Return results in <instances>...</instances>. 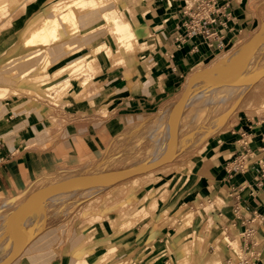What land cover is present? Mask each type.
<instances>
[{
  "label": "crops",
  "instance_id": "crops-1",
  "mask_svg": "<svg viewBox=\"0 0 264 264\" xmlns=\"http://www.w3.org/2000/svg\"><path fill=\"white\" fill-rule=\"evenodd\" d=\"M36 1L0 0V10H9L0 25L12 21L22 6L32 16L20 35L21 47H14L16 42H9L7 35L0 36V88L16 91L0 98V199L29 193L31 185L55 166H77L97 159L107 138L147 122L182 94L185 81L198 68L233 48L263 19L258 12L262 6H256L261 0H202L210 13L200 11L196 0H119L113 4L103 0L121 16L132 36L119 42L105 22L97 26L98 17L79 23L77 33L51 42L52 66L67 64L57 72L66 69L70 76L78 63L84 68L87 61L92 67L91 78L86 74L79 83L73 81L68 92L51 97L58 100L67 92L54 103L18 84V75L28 63L15 64L16 75L9 74L12 67H7L8 60L29 55L21 48L36 24L34 15L47 14L43 20L57 15L48 11V4ZM23 16L13 22L17 24ZM102 25L107 33L99 29ZM105 41L110 48H105ZM35 49L31 54L42 48ZM236 104L219 129L207 136V151L215 162L207 168L204 164L192 168L194 176L187 187L169 183L165 189L169 194L163 196L156 192L162 183L152 193L144 186L128 191L127 185L119 184L85 205L95 201L94 210L82 212L80 207L73 214L67 212L62 225L35 233L9 263L101 264L99 256L113 251L102 264H229L233 250L228 244L236 238L237 251L258 253L264 264V186L256 185L259 166L264 164V111H258L264 108V78L248 88ZM245 149L250 153L248 170L229 172L231 162ZM218 200L221 204L216 206ZM202 201L214 206L209 217L224 229V240H229L226 252L220 247L216 250L218 227L192 229L193 238L185 247L181 240L166 243L164 222L176 216L180 204L197 210L195 203L202 206ZM139 204L142 213L140 207L129 210ZM247 231L252 232L248 237Z\"/></svg>",
  "mask_w": 264,
  "mask_h": 264
},
{
  "label": "rangeland",
  "instance_id": "rangeland-1",
  "mask_svg": "<svg viewBox=\"0 0 264 264\" xmlns=\"http://www.w3.org/2000/svg\"><path fill=\"white\" fill-rule=\"evenodd\" d=\"M53 1L54 0H37L36 2L37 3L42 2L44 4H48L49 5L48 11H49L51 2ZM110 1L112 2V4L114 1L119 2V0H110ZM107 3L104 9L101 10L100 12L111 10V6H107ZM256 6H262L258 12L263 17L262 19L263 22L261 21L260 24H258V26H256L255 29L252 30V32L247 37L242 38L238 43L234 45L233 48L216 55L215 58L203 64L194 73L211 69L215 66V64L219 62H223V61L230 62V57H233V55L236 54L239 58L246 57L242 59L244 63L243 61H241V59L236 61L237 63L236 62L227 63V65H225L226 69L222 70L221 78L224 79V77L226 78L230 77L231 74H232L231 78H233L235 76L233 75V72H235L234 74H236L237 72L235 76L237 79L235 84L245 82L248 83L246 84L248 88H250L254 83L260 82V80L264 78V42L263 44L261 42L259 46L256 44L257 36L264 29L263 26V28L260 30L261 26L264 24V0H261V4L259 3ZM8 13L9 10H7L6 8L0 10V19L4 18ZM56 13L58 14V12H53V14ZM119 13L123 15L122 12L119 11ZM21 15L24 16L17 22V24H15L16 22L13 21L17 18H20ZM21 15L15 17L11 21L12 23L6 24L4 27L0 28V36L7 35L10 40L9 42L15 41L16 43L15 44L13 43L14 47H16L17 45L21 47L22 38H20V35L23 29L25 28L26 24L28 23L29 19L32 17L30 12L28 11H26ZM46 16L47 14L42 12H40L39 15L37 14L34 15L33 22L36 23L37 25L35 24L32 28L41 25L43 18H45ZM98 17L100 21L101 19L100 15L95 16L93 19ZM119 18H121L120 15ZM100 22H104V21H100ZM99 29H103V30L105 29L107 33V29L105 26L102 25L101 28ZM110 29L112 30L111 27ZM134 34L135 33H133V35ZM130 36H132V33ZM130 36L128 37L129 39ZM107 40L108 42H110L112 39L111 37H108ZM127 40H124L123 42H126ZM108 42H106L107 44H105L106 49L110 48ZM111 42H113V40ZM114 49H116V47H114ZM34 51H37V49L25 51V52L27 54H31ZM107 51L108 50H106L105 52ZM45 52H47L46 47L41 49V54L39 56V59L35 60V62H33L32 65L29 64L27 69L24 71L25 73L22 74L27 76H25L22 80L20 79V81H18V84H21L22 86L27 85L29 88L33 89L37 95L46 97L50 99L52 102L57 103L66 96L68 90L71 88L73 81H77L79 83L80 78L83 80L84 77H82L80 72H73L70 76H67L69 72L67 73L68 70L66 71V69H62L61 71L57 72V70H59L60 68L64 67L67 64L65 65L61 64L62 66L59 65V67L52 66V62L50 60V53L48 54ZM102 53H104V51ZM39 62L42 63L41 67H39L40 66ZM230 64L234 66L235 70L233 69V66L230 67ZM242 66L245 67L243 68ZM237 67H239L238 69H243L242 72L238 73L241 70L236 71ZM12 69L9 70L10 72L9 74L14 73L13 75H16V73H18V69L15 68L16 71L15 69L14 71ZM244 69H246V72ZM72 71H74V69L71 70V72ZM56 73H61L62 77L60 78V80L64 78L68 79L65 85H61V86L58 85V87L56 84L50 86L42 85V82L44 83L48 81V78L51 79ZM96 75H94V77ZM192 76L188 78L189 80L187 79L185 81L184 84L185 88L183 89L182 94L179 97L177 96V98L171 100L169 103H166L162 108L158 110V112L154 113L147 122L134 124L131 127L125 129L122 133L118 134L117 136H113V138L111 137L107 138L104 141L105 142L104 145L98 151L97 159L93 158L90 162L83 163L77 166H70V167L64 165L55 166L45 176L41 177V179H39L35 184L31 185L29 193L10 197V199L18 198L17 202L11 206H4L5 200L7 198L9 199V197L0 199V246L1 243L3 246V242H2L3 238H4V242L6 243V246L4 244L5 247L3 248L4 249L9 248V246L7 247V245H10L9 249L4 250L2 247H1L2 249L0 248V264H8L9 262L11 263L24 248L25 245L20 251L15 252L16 247L18 246V242L16 241V233H15L16 226L18 221H20L22 214L26 211V208L28 207L32 197H34L39 193L45 196V200L43 203L39 204L42 209L40 207L36 208L34 210L35 214L33 212L29 214L30 216L27 217V219L30 217L32 219L34 217L36 218L34 219V221L31 220V218L29 220H26V225H27L26 228H28L29 231V235L27 238L28 240L26 244H28L33 239L35 233L42 232L48 226L51 227L54 225H58V226L62 225L64 221V215L67 212L73 214L74 211H78L80 207H82V212L85 210L86 211L94 210L96 208V206H93L95 201L93 204L89 205V207H85V205L89 201L93 200L95 197H98V195L108 192L111 188L119 184H123L125 186L127 185L126 190L128 191L129 190L133 191L138 188L143 189L142 187L144 186L146 187V189L151 190L152 193L153 187H157L159 183H162L157 187L156 192L159 191V194L160 192H163L162 195L164 196L169 194V192L168 193L165 192V189H168L167 186L169 183L170 184L173 183L176 186H181L185 188L189 185L192 176H194L193 175L194 169L192 168L200 167V164H204L205 168H207L208 166L211 165V163H214L215 161L214 158L212 157L213 154L207 151L208 150V146L206 145L207 136L209 133L211 132L213 133L214 131H217L219 129V126L224 122V121L223 122L220 121L225 119V118L222 119L224 116L223 113H225L224 111L225 110L229 111L232 107L235 108L237 105V104L234 105L236 103L235 100L238 99L239 101V99L243 95L242 93L246 91L248 88L244 86L245 83L244 84L241 83L240 92L242 91V89L243 91L238 97H234L235 98L234 99L232 96H228L229 93L227 91H222L220 88H218L217 87L218 85L216 86L215 83L213 84L209 81L211 83L210 84L209 82H206L205 80L201 79L196 83L194 87L195 89L193 88L190 98L192 99V97L194 98L197 97L196 95L198 94V92L200 94L205 92L203 93L201 98L204 95L205 96L202 99H200L199 97L200 94H199L198 95L199 98L197 97V99L201 100L200 102H198L199 100L198 101L196 100L194 101L195 104L193 105L192 104L193 101H192L190 103L191 106L190 104H187L189 107L186 105L188 108L191 109L184 107V109L185 108L186 109L182 110L180 109L179 103L182 102L183 97L186 95L187 86H189L188 84L193 78ZM30 77L33 78L39 77L40 79H38L39 81H36L37 79L33 81V80H29ZM235 77L233 79H235ZM88 78H91L89 74H88ZM245 78L250 80V82L246 81ZM226 80H223L221 83H224V81ZM91 82H89V84ZM34 84H37L39 85V87H42L44 93L41 90H39V88H37L36 85ZM89 84H87L85 87H87ZM197 84L200 86L197 87ZM207 89H209V91H207ZM0 90L3 91V94L0 96V98H4L10 93L12 94L16 93V91H9V88L8 89L0 88ZM65 91L67 92L64 94L62 98L58 100L51 98V97L59 98L61 97L59 95L61 93L63 95ZM211 91L214 92L215 97H213L214 94H212ZM224 92L226 93V95ZM194 93L196 94L195 96ZM209 93L212 94V98H211V94L209 95ZM216 93L219 94L217 95ZM208 96L212 101H214L213 103L212 101L209 102ZM227 98H229L228 101ZM205 100L208 102H206ZM192 109H194L195 111ZM188 110H190L191 112H188ZM233 110L234 109H232V111ZM258 111L260 112L264 111L263 106ZM228 116H226V118ZM173 118H174V122H173ZM220 118L222 120H220ZM54 122L56 121L54 120ZM161 122L163 123L165 122V123L163 124ZM169 123H170V136L168 138L167 136L169 132L167 128L169 127ZM155 130L157 131L155 132ZM154 132L156 134H154ZM157 132L160 134H158ZM151 134L152 136L156 135V137L154 136L153 139ZM163 160H167V162L153 170L143 172V170L149 169L150 167H152V165H157ZM113 176H117L118 178H116V180H114L109 184H102L101 182H95L85 187H81L78 184L75 185V183L77 182L83 183V181L90 180L91 178H98V177L110 178ZM74 180L75 182H73ZM74 185L77 186V188H75L73 191H70L71 187H73ZM64 194L68 197L64 196ZM61 195L66 198L62 199ZM58 198L59 200H57ZM154 202L155 201H153V203L150 205L151 208H153ZM220 202L221 201L218 200L215 203L216 206H219ZM201 204L202 206H200L198 203H195L196 207L198 208L197 210L194 209L192 210L190 209V207H186L185 205L182 204L179 205L180 208L178 209L177 214H175L177 217L175 216L174 218L167 219L164 222L167 226V232L165 236L166 243L169 244L176 240H181L183 246L185 247L188 245V242L193 238V236H191L192 229H196L197 227H199L200 230L204 228L203 230L205 231L209 229L212 230L215 227H218V230L216 232L219 235L218 237L219 240L216 250H218V247H220V249L223 252H226L225 243L228 242L229 240L228 239L224 240L225 236L222 234L224 229L220 223H214L209 217L210 211L214 208V206L208 204L206 201H202ZM139 207H140L139 213H142L143 211L142 204H139L129 210L135 211ZM124 209L127 210L128 208H124ZM37 216L38 217L41 216V217L38 218ZM27 223H29V225ZM186 227L188 228L185 229ZM10 233L11 235L13 233L15 238L11 237ZM11 238L15 239V240L13 239L14 240L13 243L10 241L12 240ZM5 239L7 240V242L9 241V243H12L13 245L7 243ZM230 241H231L230 246H232V250L237 251L238 240L234 238L232 240L230 239ZM1 250L3 252H1ZM186 251L188 250L186 249ZM112 254L113 251H109L106 252V254L100 255L97 262L101 264L104 263L105 261H107V259H110L112 257ZM121 263L122 262H120V264ZM78 264H87V262L82 261V263H78ZM114 264H119V263H114Z\"/></svg>",
  "mask_w": 264,
  "mask_h": 264
},
{
  "label": "bare ground",
  "instance_id": "bare-ground-1",
  "mask_svg": "<svg viewBox=\"0 0 264 264\" xmlns=\"http://www.w3.org/2000/svg\"><path fill=\"white\" fill-rule=\"evenodd\" d=\"M106 6V2H104L103 0H55V1H53L52 2V4L50 5V10L52 11V12H58V14L56 15V16H53V17H51V18H46V19H44L41 23V25H38L37 27H35V28H33L32 30H30L29 32H28V35H27V37H25V39H24V41H23V43H22V49L23 50H26V51H30V50H32V49H35V48H45L46 47V50H47V52H45V53H48L49 54V52H50V49H49V44L51 43V42H56V41H59L65 34H69L70 36L71 35H73V34H75V33H77L78 32V24L80 23V24H82V25H84L85 24V22H86V20H91V19H93L95 16H97V15H100L101 16V19H100V21H104L109 27H111L112 28V30H111V32L113 33V34H115L116 36H117V39L119 40V42H123L124 40H127V38L130 36V32H129V29H128V25L126 24V23H124V22H122L121 20H120V18H119V16H118V14L115 12V11H113V10H109V11H104V12H100L101 10H103L104 9V7ZM26 8H27V6H22V8L17 12V13H15L14 15H13V17L12 18H10V19H14L15 17H17L18 15H20V14H22V13H24L25 11H26ZM9 19V20H10ZM100 21L98 22V24H97V26H99L100 25ZM10 23H12L11 22V20L10 21H5L3 24H1L0 25V28H2V27H4L6 24H10ZM264 40V29L259 33V35L257 36V38H256V44L259 46L260 44H261V42H262V44H263V41ZM43 52V51H42ZM40 54H41V50H40V52H38V53H33V54H29L26 58H24V59H22V60H19V61H9L8 63H7V67H14L15 66V64H17V63H28V64H31V63H33V62H35V60H37V59H39V56H40ZM46 55V54H45ZM243 58H246V57H243ZM243 58H239L236 54L235 55H233V57H230V62H236V61H238V60H240L241 59V61H243L242 59ZM100 62H101V60H100ZM230 62H227V61H223V62H219V63H217V64H215V66L213 67V68H211V69H208V70H203V71H200V72H198V73H195L191 78V81L189 82V86H187V92H186V95L183 97V100H182V102L181 103H179L180 104V109H182V110H185L186 108H188L189 106L187 105V104H190L192 101V104L194 105L195 104V102L194 101H198L199 99H197V97H198V95L200 94L199 92H198V94L196 95L195 93H194V96L196 95L197 97H192V99L190 98V96H191V92L193 91V88L195 87V85H196V83L199 81V80H201V79H203V80H205L206 82H211V83H215V85L218 87V88H220L222 91H227L228 93H229V95L228 96H232L233 98L234 97H238L241 93H242V91H243V89H242V91L240 92V89H241V86H240V84L242 83H237V84H235L236 83V74H237V72H236V74H234L235 72H233V75H235L234 77H235V79H233V78H231V75H230V77H224V79L223 78H221V74H222V70L223 69H226V67H225V65H227V63H230ZM246 62V61H245ZM40 63V62H39ZM237 63V62H236ZM243 63H244V61H243ZM243 63H241V64H243ZM41 64L42 63H40L39 65V67H41ZM81 64H82V62L81 63H78L77 65H76V67L74 68V71H72V72H70V75L73 73V72H80L81 73V75H86V74H91L92 73V67H91V63L90 62H86V65H85V67L84 68H82V66H81ZM239 64V63H238ZM241 64H240V66H241ZM224 65V66H223ZM231 66H233V65H231L230 64V67ZM239 66V67H240ZM239 67H237V69H236V71L237 70H241V71H239L238 73H240V72H242V70L243 69H238ZM243 68L245 67V66H242ZM241 67V68H242ZM4 68V67H3ZM250 68V67H249ZM14 69H15V67H14ZM14 69H12L13 71H14ZM232 69V68H231ZM233 69H234V66H233ZM257 69V68H256ZM263 69V68H262ZM261 69V70H262ZM73 70V69H72ZM235 70V69H234ZM245 70V72H246V69H244ZM248 70H250V69H248ZM3 71V70H2ZM15 71H16V69H15ZM255 71V70H254ZM229 72V71H228ZM244 72V71H243ZM13 73V72H12ZM23 73H25V72H23ZM22 73V74H23ZM22 74H20V75H18V78L19 79H23L25 76H27V75H22ZM240 75V74H239ZM238 75V76H239ZM69 76V75H68ZM247 76V75H246ZM62 76H61V73H56L51 79L50 78H48V81H46V82H42V85H44V86H50V85H57V87H58V85L59 86H61V85H65L66 84V82H67V80L68 79H66V78H64V79H61L60 80V78H61ZM227 80H226V79ZM248 78V77H247ZM247 78H245V80L246 81H249L250 82V80H248ZM37 79V80H36ZM38 79H40L39 77H35V78H33V77H30V79L29 80H33V81H39ZM42 79V78H41ZM189 80V79H188ZM223 80H226V81H224V83H221ZM22 82H24V81H22ZM202 82V81H201ZM205 82V83H206ZM209 82V83H210ZM204 83V82H203ZM210 83V84H211ZM245 83V82H244ZM244 83H242V84H244ZM246 84H248V83H245V85L244 86H246ZM198 86H200V85H198L197 84V87ZM203 87V86H202ZM215 87V86H214ZM247 88H248V86H246ZM50 88H52V87H50ZM244 88V87H243ZM195 89V88H194ZM219 89V90H220ZM203 90V89H202ZM202 90H200V91H202ZM211 90H212V88H211ZM215 90H217V89H215ZM214 90V91H215ZM218 90V91H219ZM244 90H246V89H244ZM206 91V90H205ZM207 91H209V89H207ZM206 91V92H207ZM195 92V91H194ZM212 92V91H211ZM217 92V91H216ZM245 92V91H244ZM243 92V93H244ZM203 93H205V92H203ZM203 93L202 94H200L199 95V97H200V99H202L201 98V96L203 95ZM221 93V92H220ZM225 93V92H224ZM242 93V94H243ZM207 94V93H206ZM211 93H209V95H210ZM212 94H214V92H212ZM212 94H211V98H212ZM217 94V93H216ZM219 94V93H218ZM217 94V95H218ZM62 95V93L59 95V96H61ZM208 95V94H207ZM222 95V94H221ZM225 95H226V93H225ZM220 96V95H219ZM198 97V98H199ZM207 97V96H206ZM213 97H215V94H214V96ZM223 97V96H222ZM194 98V99H193ZM208 100H209V102H211L212 100L210 99V97L208 96ZM214 99V98H213ZM235 99V98H234ZM229 100V98H227V101ZM201 100H199L198 102H200ZM206 101V100H205ZM226 101V100H225ZM232 101V100H231ZM236 101V103H237V101H238V99L237 100H235ZM197 102V103H198ZM206 102H208V101H206ZM214 101H212V103H213ZM236 103L234 104V105H236ZM188 107H187V106ZM233 105V106H234ZM190 106H191V104H190ZM184 107H186L185 109H184ZM197 108V107H196ZM224 108V107H223ZM188 109H191V108H188ZM226 109V108H225ZM232 109H234L233 107L229 110V111H224L225 113H223L224 114V116H223V118L222 119H226V116H228V115H230V112L232 111ZM192 110H194V109H192ZM197 110V109H196ZM195 111V110H194ZM223 111V110H222ZM221 111V112H222ZM188 112H191L190 110H188ZM220 112V113H221ZM220 115V114H219ZM219 119V118H218ZM221 118H220V120H222ZM225 119L224 120H222V121H220V122H223V121H225ZM185 120V119H184ZM162 121H163V119H162ZM181 121V120H180ZM183 121V120H182ZM173 122H174V118H173ZM161 123H163V122H161ZM160 123V124H161ZM165 123V122H164ZM163 123V124H164ZM160 124H159V126H160ZM155 125V124H154ZM153 125V126H154ZM167 125V124H166ZM161 126H163V125H161ZM156 127V126H155ZM166 127V126H165ZM168 127V126H167ZM157 128H158V126H157ZM156 128V129H157ZM155 129V128H154ZM160 129H162V128H160ZM165 129V128H164ZM168 129V138H169V136H170V123H169V127L167 128ZM159 130V129H158ZM154 131V130H153ZM157 130H155V132H156ZM165 131V130H164ZM172 131V130H171ZM154 132V134H156ZM161 132V131H160ZM166 132V131H165ZM158 133V132H157ZM163 133V132H162ZM167 133V132H166ZM153 134V133H152ZM152 134H151V136H152ZM158 134H160V133H158ZM164 135V134H163ZM155 137H156V135H154ZM154 136H152V138L154 137ZM160 137V136H159ZM158 137V138H159ZM154 139V138H153ZM157 139V138H156ZM164 139H165V136H164ZM88 165V164H87ZM116 178H118L117 176H113V177H110V178H107V177H98V178H91L90 180H87V181H83V183H78L77 181V183H75V185L76 184H78V185H80L81 187H85V186H87V185H89V184H91V183H95V182H101L102 184H109V183H111V182H113L114 180H116ZM73 182H75V180L73 181ZM74 185V186H75ZM71 187V190L70 191H73L75 188H77V186H75V187ZM71 193V192H70ZM62 194V193H61ZM69 194V193H68ZM62 196V195H61ZM64 196H66L65 194H64ZM66 197H68V196H66ZM66 197H63L62 196V199H64V198H66ZM47 198V197H46ZM55 198H56V196H55ZM61 199V198H60ZM61 199V200H62ZM17 200H18V198H15V199H10V197H9V199L7 198L6 200H5V202H4V206H11V205H13V204H15L16 202H17ZM44 200H45V196L43 195V194H41V193H39V194H37V195H35L34 197H32V199H31V201H30V203H29V205H28V207L26 208V211L22 214V216H21V219H20V221H18V223H17V226H16V241L18 242V246L16 247V250H15V252H17V251H20L22 248H23V246L24 245H26V243H27V238H28V235H29V231H28V228H26L27 227V225H26V220H29L30 218H28L27 219V217L28 216H30L29 214H31V213H33L34 212V210L36 209V208H39L40 207V203H43L44 202ZM56 200V199H55ZM57 200H59V198L57 199ZM42 205V204H41ZM41 208V207H40ZM42 209V208H41ZM42 211V210H41ZM38 213V212H37ZM40 213V212H39ZM34 214H35V212H34ZM38 215H40V214H38ZM42 215H43V213H42ZM38 217V216H37ZM39 217H41V216H39ZM38 217V218H39ZM36 217H34L33 219L31 218V220H33L34 221V219H35ZM37 218V219H38ZM28 222V221H27ZM31 223V222H30ZM28 225H29V223H27ZM7 235H9V234H7ZM7 235H6V237H7ZM10 236L11 237H14V235H13V233H12V235H11V233H10ZM9 237V236H8ZM10 238V237H9ZM15 238V237H14ZM13 238V239H14ZM12 239V238H11ZM10 240L12 243H13V241L15 240ZM5 241L7 242V240L5 239ZM2 242H3V246H2V243H1V246H0V248L2 247H5L6 246V243L4 242V238H3V240H2ZM7 243H9V241L7 242ZM12 243H9V244H12ZM4 244H5V246H4ZM13 245V244H12ZM9 246V248H10V245H7V247ZM1 248V249H2ZM9 248H5V249H9ZM4 249V248H3ZM4 249V250H5ZM1 252H3L2 250H1ZM215 263V261L212 263V264H214Z\"/></svg>",
  "mask_w": 264,
  "mask_h": 264
},
{
  "label": "built area",
  "instance_id": "built-area-1",
  "mask_svg": "<svg viewBox=\"0 0 264 264\" xmlns=\"http://www.w3.org/2000/svg\"><path fill=\"white\" fill-rule=\"evenodd\" d=\"M199 4V10H205L206 13H210V7L206 2H203L202 0H196ZM212 5V4H211ZM198 21V20H197ZM246 146V143H244ZM264 150V142H263V148ZM249 150L245 149V152L239 156L235 160L231 162V165L229 167V172L235 171L238 173H245L248 170L247 161L249 157ZM259 171L261 173V176L259 180H257L256 185L258 187L264 186V164L259 166ZM251 231H247L245 234L246 237L251 235ZM229 248L231 246L228 244ZM229 264H260V255L258 253H243L242 251H233L232 255L230 256V262Z\"/></svg>",
  "mask_w": 264,
  "mask_h": 264
},
{
  "label": "water",
  "instance_id": "water-1",
  "mask_svg": "<svg viewBox=\"0 0 264 264\" xmlns=\"http://www.w3.org/2000/svg\"><path fill=\"white\" fill-rule=\"evenodd\" d=\"M166 162H167V160H163L162 162L158 163L157 165H152V167H150L149 169H145V170H143V172L153 170V169L159 167L160 165H162V164H164V163H166ZM14 257H15V256H14ZM11 260H12V259H11Z\"/></svg>",
  "mask_w": 264,
  "mask_h": 264
}]
</instances>
